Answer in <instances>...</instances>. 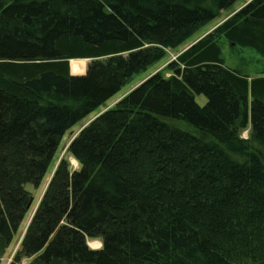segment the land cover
<instances>
[{
  "label": "trees",
  "instance_id": "1",
  "mask_svg": "<svg viewBox=\"0 0 264 264\" xmlns=\"http://www.w3.org/2000/svg\"><path fill=\"white\" fill-rule=\"evenodd\" d=\"M238 1L0 0V264L43 184L8 264H264V0L191 41Z\"/></svg>",
  "mask_w": 264,
  "mask_h": 264
},
{
  "label": "rangeland",
  "instance_id": "2",
  "mask_svg": "<svg viewBox=\"0 0 264 264\" xmlns=\"http://www.w3.org/2000/svg\"><path fill=\"white\" fill-rule=\"evenodd\" d=\"M248 0H239L234 7L227 11V12H223L220 17L215 20L214 22H212L211 24L207 25L206 27H204L199 33H197L193 39L191 41H193L194 43H196L197 41H199L200 39L204 38L205 36H207L208 34L212 33L219 25L221 22H223L225 19H227V17L229 15H231L233 12H236L237 10H239L242 5L244 3H246ZM192 44L189 45H184L183 47L180 48V51L184 48H189ZM221 45V49H222V59L224 61V64L227 68H229L232 71H236V73L242 75V76H247L249 79H253L256 77H259L264 69V64L262 59L251 49H241V48H235L233 47L234 45H232V47L221 41L220 43ZM176 56V53H170L169 54V58L165 61H163L162 63H160L157 67H155V69H152L149 73H145V74H141L135 78H133L132 82L130 84H128L126 87H124L117 95H115L113 98H111L104 106H102L101 108H99L95 113L91 114L88 118H86L85 120H83L82 122H80L77 126H75L74 128H72L70 131L66 132V134L64 135L63 139H62V150L60 152V156H62L65 152V149L67 148L69 142L71 140H73L78 132L82 129V127L86 126L92 119H95V117H97V114H101L104 111L113 108L114 105L120 101L125 95H127L130 91H132V89H134L135 87H137L140 83H142V80H144L148 75L155 73L159 70H161L162 68H164L167 64L169 60H174ZM89 62L87 60L82 61V68L83 70H85L87 64ZM71 66V65H70ZM71 69V68H70ZM86 71V70H85ZM83 72V71H82ZM80 73H73V74H80L84 75ZM195 100L197 102V104H199L200 106H203L206 103V99L203 96H195ZM248 136V129L243 131L241 134V137L247 138ZM72 165V167L74 169H76L77 164H74V160H72V158L68 159ZM45 188V184H43V186H41L39 189H33L32 187H27V189L31 192L32 197H33V205L32 208L29 212V214L26 216L18 234L15 236V239L13 241V243L10 245V247L7 249V252L4 256V258L1 260V264H8L10 263L12 256L14 255V253L16 252V250L18 249L19 246V242L23 236L24 233V228L26 227V225L29 223L30 221V217L33 213V210L36 208L39 199L42 196V193L44 191ZM91 242L94 243H99V247L96 248L97 246L92 247L90 245ZM87 245L89 248H93V250H98L101 247V242L94 240V241H88ZM23 264H26L25 261L23 262Z\"/></svg>",
  "mask_w": 264,
  "mask_h": 264
},
{
  "label": "bare ground",
  "instance_id": "3",
  "mask_svg": "<svg viewBox=\"0 0 264 264\" xmlns=\"http://www.w3.org/2000/svg\"><path fill=\"white\" fill-rule=\"evenodd\" d=\"M85 70H83V72H84ZM83 72L81 73V74H83ZM74 164H75V162H74ZM90 245L92 246V247H94V246H97L96 248H98L100 245H99V243H94V242H91L90 243ZM93 249V248H92Z\"/></svg>",
  "mask_w": 264,
  "mask_h": 264
},
{
  "label": "water",
  "instance_id": "4",
  "mask_svg": "<svg viewBox=\"0 0 264 264\" xmlns=\"http://www.w3.org/2000/svg\"><path fill=\"white\" fill-rule=\"evenodd\" d=\"M73 60L69 61V63H71Z\"/></svg>",
  "mask_w": 264,
  "mask_h": 264
}]
</instances>
